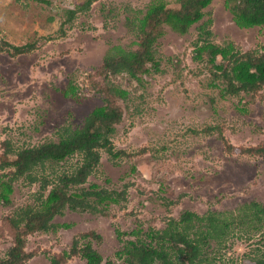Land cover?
Wrapping results in <instances>:
<instances>
[{"label": "rangeland", "instance_id": "1", "mask_svg": "<svg viewBox=\"0 0 264 264\" xmlns=\"http://www.w3.org/2000/svg\"><path fill=\"white\" fill-rule=\"evenodd\" d=\"M47 1L0 0V156L6 141L13 151L58 142L65 128H79L105 105L107 86L128 93L124 100L113 98L123 118L110 139L114 151L133 157L114 160L101 151L99 166L81 187L120 192L128 185L127 202L111 204L105 215L66 210L56 216L48 231L27 237L24 250L33 257L25 264H53L76 238L81 244L90 241L102 264H125L117 253L129 241L148 242L145 233L164 230L186 211L203 216L236 212L254 201L264 205V157L245 152L264 144V87L231 96L207 62L194 60L199 28L205 24L214 44H233L242 53L261 51L264 29L239 28L225 0H213L199 24L180 34L166 30L157 45L158 72L136 79L127 73L110 75L106 81L96 76L105 56L118 47L136 50L135 22L158 1L174 0ZM34 43L36 49L20 57L8 55L10 48L4 46ZM79 158L49 165L35 184L25 179L13 184L10 203L0 202V258L20 236L6 219L40 205L53 187L50 183L41 192V179L53 182L72 173ZM134 230L139 236L129 235ZM89 232L101 240H83L80 235ZM216 242L209 245L216 248ZM214 248L210 256L217 264H255L257 250L264 252V235L248 241L229 235L220 250ZM61 264L85 262L73 258Z\"/></svg>", "mask_w": 264, "mask_h": 264}, {"label": "trees", "instance_id": "2", "mask_svg": "<svg viewBox=\"0 0 264 264\" xmlns=\"http://www.w3.org/2000/svg\"><path fill=\"white\" fill-rule=\"evenodd\" d=\"M49 4L47 0H35ZM213 0H174V3L158 1L148 7L142 18L133 25L136 31L134 45L136 50L124 51L114 48L108 53L96 76L106 81L110 75L127 73L133 78L140 75L158 72L159 62L157 45L170 29L178 34L199 24L205 17V10ZM225 8L232 15L234 23L242 29L258 27L264 29V0H225ZM88 1L86 6H90ZM74 15V12H70ZM207 25H210L208 23ZM200 27V38L195 43L194 60L207 62L213 70L215 80H222L226 85V93L237 96L240 93H256L264 87V46L261 51L242 53L233 44L216 45L212 42V33ZM204 36V38H203ZM202 42V44H198ZM8 55L20 57L32 53L36 45L25 46L4 45ZM5 50V49H4ZM208 58H205L204 55ZM75 91V87L71 88ZM105 105L93 110L79 128H65L58 142H47L42 145L13 151L10 143H3L4 153L0 156V202L10 203L13 184L21 179L35 184L39 175L49 165L59 164L75 155L80 156V164L70 174H62L55 181L41 179V192L50 183L53 184L48 196L41 204L21 211L17 216L8 217L7 223L20 233L14 240L5 258L0 264H25L33 256L25 252L27 237L31 234L48 231L52 220L61 216L66 210L79 213L105 215L112 205L127 202L128 185L120 192L108 191L93 185L89 190L81 188L100 164L101 151H106L111 159L132 158L124 151H114L110 136L115 126L122 122L123 112L113 107V98L124 100L128 93L115 87H105ZM116 105V104H115ZM225 142V139H223ZM226 144V143H225ZM228 149H231L226 144ZM252 157H264V144L245 149ZM135 170V169H134ZM43 193H39L42 197ZM173 206V204H172ZM58 227V226H57ZM62 228H69L63 225ZM230 232V233H229ZM264 205L258 202L244 203L236 212L220 213L208 211L201 216L193 212H184L179 221L171 219L164 230H150L145 233L148 242L138 238L140 231L134 230L129 235L136 236V241H129L124 249L117 253L125 264H217L216 258L210 256L214 247L209 241L216 240V248L220 250L229 235L250 240L256 235H264ZM233 233V234H231ZM259 233V234H257ZM121 232H117L121 238ZM243 234L247 236H243ZM83 240L90 237L100 241V235L89 232L80 235ZM19 237V238H18ZM245 237V238H242ZM80 239L73 241L69 252H64L52 259L53 264L79 258L85 264H102L103 258L89 241L81 244ZM208 249V250H207ZM255 264H264V252L258 249ZM105 264H115L107 261ZM225 264V263H221Z\"/></svg>", "mask_w": 264, "mask_h": 264}]
</instances>
